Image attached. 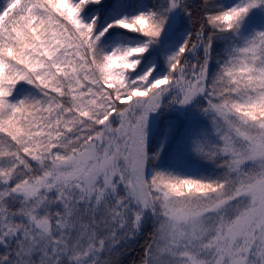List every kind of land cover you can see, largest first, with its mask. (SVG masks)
Here are the masks:
<instances>
[{
	"label": "snow or ice",
	"instance_id": "obj_1",
	"mask_svg": "<svg viewBox=\"0 0 264 264\" xmlns=\"http://www.w3.org/2000/svg\"><path fill=\"white\" fill-rule=\"evenodd\" d=\"M264 264V0H0V264Z\"/></svg>",
	"mask_w": 264,
	"mask_h": 264
},
{
	"label": "rangeland",
	"instance_id": "obj_2",
	"mask_svg": "<svg viewBox=\"0 0 264 264\" xmlns=\"http://www.w3.org/2000/svg\"><path fill=\"white\" fill-rule=\"evenodd\" d=\"M144 238L145 237H141L140 238V242H138L136 245H134V246H137L139 249H140V252H141V254L139 253V256H137V254L135 253V254H131L132 256V258H130L131 259V261H130V259L128 258V255H124V256H122L120 259H122V260H124L125 262H129V264H131V262L133 261V260H135V261H139L141 258H142V256H143V247H141V243H143V241H144ZM143 239V240H142ZM142 240V241H141ZM140 244V245H139ZM134 251V250H133Z\"/></svg>",
	"mask_w": 264,
	"mask_h": 264
},
{
	"label": "trees",
	"instance_id": "obj_3",
	"mask_svg": "<svg viewBox=\"0 0 264 264\" xmlns=\"http://www.w3.org/2000/svg\"><path fill=\"white\" fill-rule=\"evenodd\" d=\"M143 240V239H142ZM141 240V241H142ZM140 242V241H139ZM141 244H143V243H141ZM140 245V244H139ZM134 250V251H133ZM137 254V256H139V253L141 254V252H140V249L137 247V246H133V249H132V251L130 252V253H128V254H126V255H128V258L130 259V258H132L131 256V254ZM130 261H131V259H130ZM121 264H129V262L127 263V262H125L124 260H122L121 259Z\"/></svg>",
	"mask_w": 264,
	"mask_h": 264
}]
</instances>
